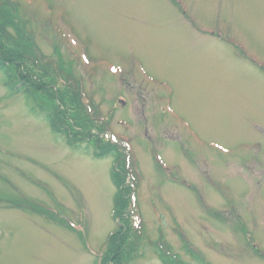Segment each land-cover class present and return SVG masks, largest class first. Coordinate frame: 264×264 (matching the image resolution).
Returning <instances> with one entry per match:
<instances>
[{"label":"rangeland","instance_id":"obj_1","mask_svg":"<svg viewBox=\"0 0 264 264\" xmlns=\"http://www.w3.org/2000/svg\"><path fill=\"white\" fill-rule=\"evenodd\" d=\"M6 2L12 39L69 67L136 164L129 264H162L160 233L190 264H264V0ZM30 103L0 74V264H103L113 157L71 150L47 96ZM27 199L49 215L11 202Z\"/></svg>","mask_w":264,"mask_h":264},{"label":"trees","instance_id":"obj_2","mask_svg":"<svg viewBox=\"0 0 264 264\" xmlns=\"http://www.w3.org/2000/svg\"><path fill=\"white\" fill-rule=\"evenodd\" d=\"M9 6L7 2L0 5V74L3 85L10 94L21 92L31 113H35V107L30 103L31 94H45L52 106L44 118L51 131L62 136L71 150L78 151L84 142L92 147L88 153L94 158L113 157L109 171L110 181L115 188L112 217L118 218L119 224L115 222L114 230L108 234L101 258L104 260L103 264H129L137 257L142 240L146 238L141 212L135 209L138 206L135 188L139 181L136 164L132 156L126 153L125 146L114 136L112 139L105 133L107 118L100 115L93 100L82 90L80 82L69 71V67L56 59L46 60L38 49L33 52L31 45L23 47L12 39L8 28H13L19 38H27L22 34L23 29L15 23ZM16 59L26 71H22L23 75L18 71L24 81L11 68ZM0 200L5 201V198L0 197ZM11 202L20 208L22 206L36 213L49 215L47 207L37 202L28 199ZM148 244L155 250L162 264H190L172 251L161 233L157 240L149 239Z\"/></svg>","mask_w":264,"mask_h":264}]
</instances>
